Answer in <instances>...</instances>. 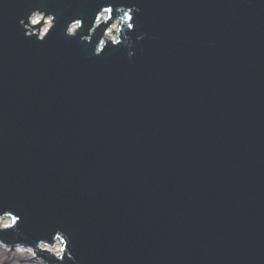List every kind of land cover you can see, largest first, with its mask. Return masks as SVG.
Returning a JSON list of instances; mask_svg holds the SVG:
<instances>
[{"label": "water", "instance_id": "water-1", "mask_svg": "<svg viewBox=\"0 0 264 264\" xmlns=\"http://www.w3.org/2000/svg\"><path fill=\"white\" fill-rule=\"evenodd\" d=\"M0 217L49 264H264V0H0Z\"/></svg>", "mask_w": 264, "mask_h": 264}, {"label": "bare ground", "instance_id": "bare-ground-1", "mask_svg": "<svg viewBox=\"0 0 264 264\" xmlns=\"http://www.w3.org/2000/svg\"><path fill=\"white\" fill-rule=\"evenodd\" d=\"M41 20H42V16L41 15H38V14L35 15L34 20H33V25L38 24V22L41 21ZM51 24H52L51 19L47 18L45 20V22H44V26L41 29V34L42 35H45L47 33V31L50 28ZM116 29H117L116 26H114L111 29H109L107 31L103 41L105 42L106 39H111V40L117 41L118 40V34L115 33ZM11 225H12V220H11L10 217H4V218L0 217V226L2 228H7V227H9ZM1 245H2V247L4 249H7V250L10 249V247H11V246H7V245H5L3 243H1ZM41 245H43V248H42ZM41 245H40V247L42 249H44L46 251H50V252H52L53 254H55V255H57L59 257L62 256V254H63L62 251H64V248H65L64 243L59 242V241L54 244V247L51 246V245H48L46 243H42ZM11 249L17 251V253L19 255H23V254H28L29 255L30 254V255H34V257H37L36 253L32 249H25L24 247H21V246L12 247ZM43 261L45 262V264H49L45 260H43Z\"/></svg>", "mask_w": 264, "mask_h": 264}, {"label": "rangeland", "instance_id": "rangeland-1", "mask_svg": "<svg viewBox=\"0 0 264 264\" xmlns=\"http://www.w3.org/2000/svg\"><path fill=\"white\" fill-rule=\"evenodd\" d=\"M41 246L43 248V245ZM11 248L4 249L0 241V264H45L44 259L36 258L30 254L19 255L17 251Z\"/></svg>", "mask_w": 264, "mask_h": 264}, {"label": "clouds", "instance_id": "clouds-1", "mask_svg": "<svg viewBox=\"0 0 264 264\" xmlns=\"http://www.w3.org/2000/svg\"><path fill=\"white\" fill-rule=\"evenodd\" d=\"M79 25H80V21H76L74 27H78ZM138 39H142V37H138ZM132 55H134V53L129 52V56H132Z\"/></svg>", "mask_w": 264, "mask_h": 264}, {"label": "snow or ice", "instance_id": "snow-or-ice-1", "mask_svg": "<svg viewBox=\"0 0 264 264\" xmlns=\"http://www.w3.org/2000/svg\"><path fill=\"white\" fill-rule=\"evenodd\" d=\"M106 11H111V9H106ZM131 19V18H130ZM77 21H80V19H76ZM129 27H132V25H129Z\"/></svg>", "mask_w": 264, "mask_h": 264}]
</instances>
